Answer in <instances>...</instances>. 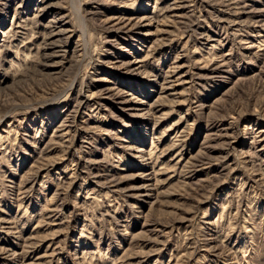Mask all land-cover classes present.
<instances>
[{"label": "rangeland", "instance_id": "374dc122", "mask_svg": "<svg viewBox=\"0 0 264 264\" xmlns=\"http://www.w3.org/2000/svg\"><path fill=\"white\" fill-rule=\"evenodd\" d=\"M0 264H264V0H0Z\"/></svg>", "mask_w": 264, "mask_h": 264}, {"label": "bare ground", "instance_id": "6f19581e", "mask_svg": "<svg viewBox=\"0 0 264 264\" xmlns=\"http://www.w3.org/2000/svg\"><path fill=\"white\" fill-rule=\"evenodd\" d=\"M130 18V17H129ZM52 19H54V18H52ZM144 21V20H143ZM123 22L125 23V25H124V30H126V29H128V28H131V29H133V28H138L139 26H141V25H139V24H141L139 21H138V23L137 22H135L134 20H127V21H124L123 19H119L118 20V24L119 25H123ZM146 22V21H145ZM62 30V29H61ZM60 30V31H61ZM133 66V65H132ZM111 90V89H110ZM112 91V90H111ZM119 91V90H118ZM119 95V94H118ZM120 96V95H119ZM123 96V95H122ZM94 98L95 97H93V96H86L84 99L88 102V103H90L91 101H94ZM120 99H122V98H120ZM129 102V100H126L125 101V103L124 104H126V103H128ZM131 102H134L133 100H131ZM141 187V186H140ZM140 187H138V189L140 188ZM141 188H144L145 189V187H141ZM142 191V190H141ZM140 190H139V192H141Z\"/></svg>", "mask_w": 264, "mask_h": 264}]
</instances>
